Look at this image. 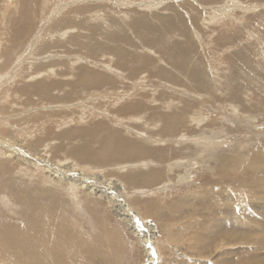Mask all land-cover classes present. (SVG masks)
<instances>
[{
  "label": "bare ground",
  "instance_id": "6f19581e",
  "mask_svg": "<svg viewBox=\"0 0 264 264\" xmlns=\"http://www.w3.org/2000/svg\"><path fill=\"white\" fill-rule=\"evenodd\" d=\"M163 1L165 0H162V2ZM72 2L73 0L70 1V3ZM58 3L60 4V1H58ZM78 3H82V2L78 1ZM83 4L84 3H82V5ZM122 4L123 2L121 3V5ZM149 4L147 6H149ZM16 6L14 7L17 8L18 6L17 7ZM37 6H38V0H27L26 5L21 7L22 13L17 15L19 17H17V19L15 18L14 20L9 21L7 26H9V24L10 25L12 24L11 27L15 29L16 28L20 29L19 27H21V29L18 30V32L15 31V33H13L15 34V36H13L14 43L18 42L17 39L18 34L22 36H25L28 33L32 34V31L36 26L35 24H37L38 22L37 19L38 15L35 12ZM138 6H136V8ZM10 7L12 9L13 5ZM102 7L105 8L104 6ZM58 8L60 9L61 7L59 6ZM138 8L140 9V7ZM146 8L147 7H145V9ZM184 8L180 7V9H178L179 11H181L182 15H183L182 9ZM5 9H6L5 12L11 10V9L7 10V8ZM128 9H132V8H128ZM91 10L93 11L92 8ZM99 10H101V7ZM135 10L136 12H140V10L137 9ZM70 12L71 13L64 14V17L70 22L64 21L63 23H61V26L57 24L56 26H54V29L56 31L57 30L59 31V29L60 30L70 29V30H74L75 32L77 31V33L75 34L72 31L71 32L67 31L66 33L63 32L61 37L59 36V40H54V42L56 41L55 43L53 42L51 43V41L53 40L49 39L51 38L49 36L48 39L49 41L51 40L50 41L51 44L49 45V47L56 50L57 48H59L62 51L65 50L67 45L66 43H68L67 45L68 48H70L71 52L74 53L75 52L83 53L85 50H87V53H85V55L93 56L92 53L96 49L104 48V49H109L111 52L115 53L118 57L124 56V51L122 50V48L119 45H116V43H119L122 40L121 35L109 34L108 31H106V29L111 28V26L118 28L121 27L120 24L115 22L116 18L114 17L108 18L106 16H105L106 18L100 17L101 21L111 22V25L107 26L105 24L106 28H104L103 23H97L96 20L98 19H94L93 17H91L93 13L90 14L91 11L89 10V8H82L78 10L75 7V9L72 11L70 10ZM243 12H245V10ZM11 13L14 15L15 12L13 13L12 11ZM52 13L56 14L57 12L53 11ZM147 13L149 12L147 11L146 14ZM176 13L171 15L169 14L170 15L169 17L168 15L167 17H163L164 21L169 22V20L179 18L180 15L176 16ZM57 14L59 15L60 13ZM6 15L8 16L7 13ZM145 16L146 15L143 14L142 16L139 15V17L137 18L134 17L132 18L133 20L132 22L138 28L149 27L150 24L146 22V18H144ZM54 18L55 17H53V19ZM5 20H6L5 24H7V17ZM218 20L219 19H217V22ZM51 23L52 22H50V24ZM2 27L4 26L2 25ZM231 29H233V27ZM6 31L3 32L7 33ZM56 31H54V34ZM39 33L41 34L44 32L40 31ZM46 33L48 34V32ZM38 35L36 37H38ZM40 37L39 40L42 39V34ZM33 38H35V36ZM99 39H101V41ZM225 39L228 40L226 37ZM63 41L66 42L64 43ZM99 41L100 43H97ZM33 42L34 41H32V43ZM32 43L29 44L33 45ZM94 44H96L95 47ZM112 44H114V47L112 46V48H109ZM34 46L32 47L35 49ZM49 47L46 49L47 51L50 50ZM7 49L8 47L6 48V50H3L2 51L3 53H1L0 55L4 56V53H6ZM24 50L22 48V51ZM36 52H38V50H36ZM51 52L53 53V50ZM13 53L15 54V52ZM44 53L45 52H43V54ZM47 55H50V53ZM23 56H26V54ZM67 57L69 58L70 56ZM3 58H0V60H2ZM80 58L82 59V57ZM77 61L79 62V60ZM28 62L29 61H26V63ZM87 62L89 63V61ZM148 63H150L149 59L143 61L144 65ZM14 65H18V63ZM42 66L43 65L41 66L36 65L33 66L32 69L33 71L39 72V75H42L40 74V72H43L41 70L43 68ZM2 67L5 68L3 65ZM51 67L52 66L50 65V68ZM59 68L57 70H60ZM95 68L97 69L98 67L95 66ZM15 70L16 69H14L13 72H15ZM45 73L48 74L49 71ZM35 74L37 75V73ZM6 75L4 77L5 79L0 78V93L4 91L3 94L4 93L6 94H4L3 96L5 98H8V100H4L3 98V103L0 104V264H187L192 259L196 260L199 258H203L207 255L215 254L216 252L219 255L225 254L232 258L231 261H228V259L225 258L222 264H264V218H262L260 215L261 213L264 212V139H261L262 137H260L261 140L257 141L258 136H256L257 142L254 143L255 142L254 139H253L254 142L252 141V143L254 144H252L251 142L248 143L242 142V144H240L241 141H237L238 147H236L237 145L235 144V142H231L232 144H229L231 149L228 153H226L227 152L226 151L225 154L223 151H218L221 150L219 148H221L220 146L223 143L222 141L217 140L218 137L215 140V138L213 139L209 135L205 136L203 133L197 137L195 136L196 138H191L189 140V141H191L192 139L195 140L194 143L195 149H193V152L195 151L199 153L201 152L202 155L191 157L190 160H188V162H185V164L182 162L175 163L173 159H176V157H178V154L182 151L181 150L178 151V148H176L177 150H175L174 148L176 146H179L180 143L183 144L182 143L183 141L178 143L177 142L178 140L176 141V139L181 137L180 135H178V131L180 129L181 130L183 129L181 128L183 124H186L184 122L187 121L186 119L188 118L187 113L189 107L188 105H184V103L177 107H173V105L165 106L166 110L164 109V107L163 110H159L160 107L155 108L154 106H152L149 108H145V112L143 113V115L137 116L139 117V120L135 122L137 124L142 123L145 125H147V123L149 122L147 127L149 128V126H152V128L149 129V135L145 134L144 131L142 130H140L139 132L134 131V133L135 135L144 134V136H146L147 138L141 136L142 138L141 141L143 142L153 141L150 144H153L154 142H158V143L160 142L155 139H161V140L164 139L165 140L164 142L166 143H170V144L173 143L171 145H167V149H165L163 153L160 152L154 154L153 156H150L147 154V150L144 143L137 141L130 142L129 140L123 139L119 133H110L105 137H103L98 150L92 151L91 147L86 145H79L74 149V155L77 158L85 159L90 157L92 160L96 161L93 162L95 163V165L102 164L101 166H91L88 164L83 165L79 163L77 160H75V158L74 159L65 158L63 160H57L56 157L57 153L60 150L64 149L63 145H58L55 147L50 146L49 150L47 151L42 148L46 144L45 140H47V142L53 140L50 138V136L57 137V135L54 133L53 126L57 125L56 113H60L61 111L52 112V113L50 112L47 113L44 111L39 112V114L34 117L35 122L39 123L38 125L29 124L30 118L33 115H24V117L22 115H19V117L21 116V118L20 119L16 118V119L17 120L19 119V127L22 129V131H18V132H8L9 125L7 122L11 121L13 116H11L12 117L11 119L9 117L8 119L5 116L7 115L6 112H8V107H9V106L7 107L6 105L9 104L10 102L14 104L13 106L10 107V109L11 110L17 109L18 111L19 108L18 107L16 108V105H18V103L19 105H21L22 104L21 102L27 104L30 101L31 97H38L39 99L37 100H42L43 103L45 101L52 100L53 97H51L50 91L53 89L54 85L47 84L45 82H38L37 84L35 83L29 86H19L18 85L19 83L15 82V80L18 77L14 78L15 77L14 74L13 75L10 74L11 78H8L9 75L8 74ZM64 75L65 73L62 76L60 75L59 77L63 78ZM242 75L243 74H241V76ZM2 76L0 75V77ZM65 77L67 78V75H65ZM70 77L71 79L74 77L75 79L77 78L80 84L86 86L87 85L99 86L106 80L104 75L90 72L85 67L83 68L80 67V72L77 75L75 73L74 74L71 73ZM13 78L14 80H12ZM232 79H234L233 76ZM197 83L200 88H203L199 82ZM58 84L64 85V83H58ZM5 86H7V88ZM12 87H14V90H8L11 89ZM30 87L33 88V91L30 90ZM212 89L213 88L210 86V84H208L205 88V90L208 92L213 91ZM74 93L75 91L72 92V94ZM72 94L66 95L65 98H70ZM84 94L86 93L84 92ZM81 95L82 93L78 89L77 95L73 99ZM169 95L163 94L160 95L161 97L158 98L162 100V98H167L169 97ZM143 96L147 98L148 95H143ZM234 101L235 103H237V101L239 100H237V98H234ZM144 102H147V100H142L139 103L138 107L144 108V104H145ZM200 103L201 102H199V106ZM35 104H37V102ZM222 104H224V102ZM252 105L254 106V103ZM65 106H67L66 110L61 109L63 111L62 116H67L68 118L75 115V113L78 110L82 111L83 114L90 113L89 111L94 110L92 107L85 106L84 101L67 104ZM235 106L236 105L230 106L229 109L230 116L229 114L228 116L226 115L222 116V120L225 123H228V125L229 124L235 125V128H240V125L243 122V124H245L244 129H250L253 125L252 122L255 123L256 116L252 115L251 113H249V115H245L244 113H242L241 109H238ZM242 110L245 111L244 109ZM263 115L264 113L262 114V116ZM197 116H195L194 114L192 115L190 114L189 116L191 119L190 120L191 124L194 123L196 126L198 122L201 121L202 118ZM81 119H83V117H81ZM40 120L43 121L41 124L48 125L50 127L46 129L44 126L40 124L39 122ZM227 128L229 127H226V130H228ZM232 128H234V126ZM34 129H36V131L39 132L41 131L44 132L40 134H36L33 137L32 135ZM242 129H243V125H242ZM186 130L183 129V131ZM71 134H73L72 136L73 138L79 136L75 134V131L69 132V135ZM222 136L225 137L227 135H225L224 133V135ZM182 137H184V135H182ZM247 139L248 137L246 138V140ZM228 142L229 141H226V143ZM259 142L261 144V148H258L257 144ZM160 144L161 143H159V145ZM168 146L170 147L168 148ZM172 146L175 147L173 148ZM183 147L184 145L182 146V149H184V152H182V154L185 157L187 152L192 150H189L191 148V147L189 148V146L186 148ZM52 150H53V154L49 156ZM176 151H178V153ZM146 159L148 161L151 159L153 160L155 159L159 163H164L166 162L167 159L171 161L170 162L168 161L169 164L167 166L158 165V167L156 166L157 168H152L150 170H148L149 168L146 169L149 171L148 173L143 172L146 171L145 169H134L126 177H121L125 182L128 181V183L131 182V184H134L135 188L138 190L134 189L132 191H129L121 181L116 180L114 178V173L116 172V170L118 171L123 169L125 170L131 166H137V164L138 165L141 164L142 166H147L148 164L144 162ZM179 159L180 158H178V160ZM180 160L183 161V159ZM115 161H120L124 163H118L115 169H108L105 167V166H109L111 163ZM211 161H213V164L214 163L216 164H214V166L210 165V163H212ZM172 162L175 164H171ZM201 163L206 164V167H208L207 172H209L211 175L207 178L206 181L205 179H203L207 184H209V186L201 187L197 189L195 188L194 190H191L188 200H187V196H181L180 198H176V205H173L171 208L163 209L155 200V198L151 201L145 202L144 207L153 217V222H152L153 224H147L146 223L147 218H143L140 215V213L135 212L131 204L128 203V200L130 198L135 197L136 195H138V193L141 192L139 188H148L145 189L147 191L144 192L145 194H147V197L157 196L158 191H156L157 188L155 189L154 187L163 184V179H166L165 178L167 175L166 173L167 172L169 173V171L173 173L174 169L180 171L181 173H184L182 175V178L177 180H181L182 182H184L183 180L190 181L187 180V178L193 176L192 173L196 174L198 172L197 169L199 168L196 169L195 167L196 166L198 167L199 165L201 166ZM205 175L207 176V174ZM143 185L147 187H143ZM191 186L190 188L192 189ZM169 187H166L165 192H169L168 191L170 189ZM159 188L161 189V187ZM160 189L158 190L161 191V193H164L163 190ZM109 211L113 212V217L108 216ZM120 224H122L126 229L122 227ZM174 229H176L177 231H175ZM161 235L163 240L160 237ZM129 237L134 238V243H132L131 240H129ZM164 242L165 244L161 245V243ZM137 251L141 252V255H143L141 259L137 257L136 254ZM179 255H181L182 257H180ZM188 257H191L192 259H189Z\"/></svg>",
  "mask_w": 264,
  "mask_h": 264
},
{
  "label": "rangeland",
  "instance_id": "374dc122",
  "mask_svg": "<svg viewBox=\"0 0 264 264\" xmlns=\"http://www.w3.org/2000/svg\"><path fill=\"white\" fill-rule=\"evenodd\" d=\"M48 1H51V2H48ZM58 1H60V4L58 3ZM70 1L72 0H63V1L61 0H38V6L35 11L36 14L38 15L37 16L38 22L37 24H35L36 26L33 29L32 34L28 33L25 36L18 34L17 35L18 42L14 43L13 36H15V34L13 33H15V31L18 32V30H20L21 27H19L20 29L18 28L15 29L11 27L12 24L11 25L9 24V26L7 25L10 20L12 21L15 18L17 19V17H19L17 15L22 13L21 7L26 5L27 0H0V24H1L0 25V36H1L0 37L1 38L0 39V42H1L0 43V47H1L0 54L3 53L2 51L6 50V48L8 47L6 51L7 54L4 53V56L5 57L7 56V57L5 58L4 56L0 55V58L4 57L2 60H0V71H1L0 75L1 76L3 75L0 78H4L6 74L9 75L8 78H11L10 76L14 74L15 76L14 78H17V77L19 78V79L18 78L16 79L17 81L15 80V82L19 83L18 84L19 86H29L35 83L37 84L38 82H45L47 84L54 85L53 89L50 91V95L51 97H53L52 100L45 101L43 103L42 100H37L39 99L38 97H31L30 101L27 104H24L23 102H21L22 104L19 105V103L17 102L18 105H16V108L17 107L19 108L18 111L17 109L15 110L10 109V107L14 105L12 104V102H10L9 104L6 105L7 107L8 106L9 107H8V112H6L7 115L5 116L7 118L9 117L10 119L12 118L11 116H13L14 119L16 118L20 119L21 116L19 117V115H22L23 117L24 115H33L30 118L29 124L38 125L39 123L35 122L34 117L38 115L39 112L44 111L47 113L48 112L52 113V112L61 111L60 113H56L57 125L53 126L54 133L57 135V137L50 136V138L53 140L49 142L45 140L46 144L42 148L47 151L49 150L50 146L55 147L58 145H63L64 149L60 150L57 153V156H56L57 160H63L65 158H73V159L75 158V160H77L79 163L83 165L88 164L91 166H101L102 164L95 165V163L93 162H96V161L92 160L90 157L85 158V159L77 158L74 155V149L79 145H86V146L91 147L92 151L98 150L103 137H105L106 135L110 133H119L123 139L129 140L130 142L137 141V142L144 143L146 150H147V154L150 156H153L154 154H157L160 152L163 153L164 150L167 149V145H171L173 143L171 144L166 143L164 142L165 141L164 139L162 140L155 139V140L160 141L159 143L161 144L159 145L158 142H154L156 145L154 143L150 144L153 141L151 142L141 141L142 139L141 136L146 137L144 136V134L135 135L134 133V131L139 132L140 130H142L144 131L145 134L149 135V129L152 128V126H149V128L147 127L149 122L147 123V125L142 124V123L137 124L135 122L139 120V117L137 116L143 115V113L145 112V108H149L152 106H154L155 108H158V107L162 108V109L159 108V110H163V107H164V109L166 110L165 106L173 105V107H177L184 103V105H188L189 107L188 113H187L188 118L186 119L187 121L184 122L186 124H183L181 127L184 130L187 129L186 130L187 132L183 131V129L182 130L180 129L178 131V135H180L181 137L176 139V141L178 140L177 141L178 143L183 141L182 142L183 144L180 143L179 146H176V147L174 146L175 148L173 146L172 147L175 150H177L176 148H178V151L181 150L182 152H184V149H182V146L184 145L185 148L188 146L189 148L191 147L189 150H192V151H188L185 157L183 156L182 152H180L178 154V157H176V159H173L175 163L182 162L185 164V162H188V160H190L191 157L202 155L201 152L200 153L196 151L193 152V149H195V146H194L195 140L194 139H192L191 141L189 140L191 138H196L197 136L203 133L205 136L209 135L213 139L215 138V140L217 137L219 138L221 136L219 139L217 138V140L222 141L223 146L221 144L220 146L221 148H219L221 150H218V151H223L224 153L226 151H227L226 153L230 151L231 147L229 144H232L231 142H235V144L237 145L235 146L238 147L237 141H241L240 144H242V142L252 143L254 139L255 142L254 141L253 142L256 143L257 141L264 139V131H263L264 130L263 129L264 128V122H263L264 115L262 116V114L264 113L263 112V109H264V0H171V1L165 0L163 2L162 0H150V1L145 0V2L144 0L143 1L142 0H136V1L134 0H131V1L130 0H123V1L122 0H105V1L104 0H101V1L100 0H95V1L94 0H91V1L90 0H81V1L73 0L72 3H70ZM78 1L84 4L82 5V3H78ZM126 1H127V4H126ZM95 2L96 3L98 2V3L96 4ZM99 2L100 3L103 2L104 4L102 3L103 4L102 5ZM122 2L123 4L121 5ZM155 3L158 5H156ZM137 4L138 5L140 4V5L138 6ZM148 4L149 6H147ZM151 4L152 5L155 4V5L152 6ZM12 5H13V8L11 9L10 6ZM14 6H16L17 8H15ZM59 6L62 9L61 8L59 9L58 8ZM71 6H72V9H71ZM102 6H104L105 8H103ZM133 6L135 7V9L140 10V12H136ZM136 6L140 7V9L138 7L136 8ZM179 6L181 8L186 7L182 9L183 15L181 11L178 10L180 9ZM75 7L78 10L82 8H89V10L91 11L90 14L93 13L91 17H93L94 19H98L96 20L97 23H103L104 28H106L105 24L108 26V25H111V22L101 21V18H104L105 16L108 18H111V17L116 18L115 22L120 24L121 27L118 28V27L111 26V28L106 29V31H108L109 34L121 35L122 40L119 43H116V45H119L124 51L123 57H118L115 53L111 52L109 49H104V48L96 49L92 53L93 56L85 55V53H87V50H85L83 53H76V52L74 53V52H71L70 48H68L67 46L68 43H66L67 44L65 48L66 51L65 50L61 51V49L59 48H57L56 50V49H52L51 47H49V45L52 42L53 43L56 42V41L54 42V40H59V36L61 37L63 32L66 33L67 31L68 32L72 31L75 34L77 33V31L75 32L74 30H70V29H66V30L59 29V31L58 30L56 31L54 29V26H56L57 24L61 26V23H63L64 21L70 22L64 17V14L71 13L70 10L71 11L74 10ZM90 7L93 9V11L91 10ZM100 7H101V10H99ZM145 7L147 8L145 9ZM5 8H7V10L8 9H11V10H8L7 12H5L6 10ZM128 8H132V9H128ZM143 10H146V11H143ZM244 10L245 12H243ZM12 11L13 13L14 12L15 13L17 12V13L16 14L14 13L13 15L11 13ZM53 11L60 13V14L59 15L57 13L54 14L52 13ZM99 11L101 14L99 13ZM105 11H108V12H105ZM147 11L149 13L146 14ZM61 12H64V13H61ZM6 13L8 14V16L6 15ZM175 13H176V16L180 15V17L175 18L173 20H169V22L164 21L163 17H167V15L169 17L171 14H175ZM220 13L221 14L223 13V14L221 15ZM2 14L6 16H3ZM143 14L146 15L144 18H146V22L149 23L150 26L146 28H138L132 22L133 21L132 18L134 17L137 18L139 17V15L142 16ZM6 17H7V24H5ZM53 17H55L54 18L55 20L53 19ZM217 19H219L218 22H217ZM50 22L52 23L50 24ZM47 23L50 25H48ZM2 25L5 28L2 27ZM232 27L233 29H231ZM3 31L4 32L6 31L7 33H4ZM38 31L44 32V33H41L42 34L41 40H39L41 38L40 37L41 34ZM54 31L58 33L55 32L54 34ZM46 32H48V34ZM37 35L38 37H36ZM34 36L35 38H33ZM49 36L51 38H49ZM225 37L229 41L226 40ZM260 37L262 38V40ZM48 38L53 41L50 40L51 41L50 43ZM99 40L101 41V39ZM32 41L34 42L32 43ZM100 41L97 43H100ZM63 42L65 43L66 41H63ZM29 43L30 44L32 43L33 45H30ZM32 46H34L35 49ZM95 46L96 44H94V47ZM112 46L114 47V44H112L109 48H112ZM48 47L50 50L47 51L46 49ZM22 48L23 50L24 49L25 50L22 51ZM14 50H16L17 52ZM27 50L30 52H28ZM36 50H38V52H36ZM52 50H53V53L51 52ZM13 52H15V54L17 55H15ZM43 52L45 53L43 54ZM20 53H23V54H20ZM49 53L50 55H47ZM25 54L26 56H23ZM45 55L48 57H46ZM38 56L39 57L41 56L42 58L41 57L39 58ZM67 56H70V57L68 58ZM80 57H82V59ZM145 59L146 60L149 59L150 63L144 65L143 61H146ZM77 60H79V62ZM16 61L18 65H14V64H17ZM26 61H29L30 63L28 62L29 63L28 64L26 63ZM87 61H89V63ZM81 62H84V63H81ZM35 64L39 66L43 65L42 66L43 68L41 69L43 72H40V74L42 75L45 74L46 77L45 75L44 76L39 75V72L37 71H33L32 67L36 66ZM2 65L5 68H3ZM50 65L52 66L51 68H50ZM17 66H19L20 68ZM95 66H97L98 68L96 69ZM80 67L81 68L85 67L90 72H94L95 74H100V75L102 74L104 75L106 80L99 86L97 85H93V86L87 85L86 86V85L80 84L77 78L75 79L74 77L71 79L72 76L70 77L71 73L73 74L75 73L77 75L80 72ZM17 68L18 69L22 68L23 70L22 69L18 70ZM58 68L60 70H57ZM110 68L113 70V72ZM14 69H16L15 72H13ZM47 71H49L48 73L49 75L45 73ZM35 73H37V75ZM64 73L65 75H67V78L64 75L63 77L64 79L62 77L61 79L59 76L60 75L62 76ZM241 74H243L244 76L243 75L241 76ZM119 75H122V76H119ZM232 76L234 77V79H232ZM14 78L12 80H14ZM142 82H145V83H142ZM197 82H199L203 88H200ZM58 83H64V85H60ZM208 84H210V86L213 88L212 89L213 91L208 92L205 90ZM5 87L7 88V86ZM241 87H244V88H241ZM78 89L81 91L82 95L77 96V98L73 99L74 97H76ZM8 90H14V87ZM30 90L33 91V88L30 87ZM74 91L75 93L72 94V92ZM3 92L4 91L0 93V97H1L0 104L3 103V98L4 100H8V98H5L3 96L4 94H6V93L3 94ZM84 92L86 94H84ZM162 92L165 95L170 94L169 97L162 98V100L158 98V97H161L160 95H163ZM68 94H72V96L70 98H65L66 95ZM143 95H148V96L147 98H145ZM234 98H237V100L239 101L235 103ZM66 100H69V101H66ZM142 100H147V102H144L145 103L144 108H139L138 105ZM213 100L217 103H215ZM80 101H84L85 106L92 107L95 111L94 110L89 111L91 114L90 113L83 114L82 111L78 110L75 113V115H73L72 117L68 118L67 116H62V112H63L62 110L67 109V106L65 105L71 104V103H78ZM36 102L37 104H35ZM199 102H201L200 106H199ZM221 102L222 103L224 102V104H222ZM253 103H254V106L252 105ZM61 105H64V106H61ZM231 105L232 106L236 105L235 107H237L238 109H241L242 113H244L245 115H249V113H251L252 115L256 116L255 123L252 122L253 125L250 129H244L245 124H243V122L241 123L240 128H235V125L233 124L228 125V123H225L222 120V116H225V115L228 116V114L230 116L229 109ZM206 106L210 109H208ZM242 109H244L245 111H243ZM190 114L191 115L194 114L197 117H202L201 121L198 122L199 125L197 124L196 126L194 123L191 124L190 122L191 119L189 117ZM81 117H83V119H81ZM13 118L11 119V121L7 122L9 125L8 132L22 131V129L19 127V119L14 120ZM42 120L39 121L40 124L43 122ZM254 124H257V125H254ZM41 125L44 126L46 129L50 127L44 124H41ZM242 125H243V129H242ZM233 126L234 128H232ZM199 127L201 128V130ZM226 127H229L227 128L228 130H226ZM250 130H253V131H250ZM74 131L76 135H79L76 138L72 137L73 134L69 135V132H74ZM43 132L44 131L39 132V131H36V129H34L32 136L34 137L36 134H40ZM222 132H224L225 135L227 136L223 137L222 135H224V133ZM253 132L255 135L253 134ZM182 135H184V137H182ZM256 136H258V138ZM247 137L248 139L246 140ZM249 137L251 138V140ZM260 137L262 138L260 139ZM136 138H139V139H136ZM222 138L224 141L222 140ZM256 138H257V141H256ZM226 141H229V142L226 143ZM186 142H187V145L188 144L190 145L187 146ZM259 144L260 142L257 144L258 148H261V144H260V147H259ZM169 147L170 146H168V148ZM262 147H263V144H262ZM178 151L176 152L178 153ZM51 154H53V150L51 151L49 156ZM178 158L183 159V161H181L180 159L178 160ZM168 161L169 160L167 159L166 162L159 163L155 159L154 160L151 159L149 161L146 159L144 162L148 164L147 166H142L141 164L139 165L137 164V166H131L125 170L124 169L119 170V171L116 170V172L114 173V178L116 180L121 181L127 187L129 191H132L136 189L134 184H131V182L128 183V181L125 182L121 177H126L134 169H145L146 170L149 168L148 170H150L152 168H157L158 165L167 166L169 164ZM211 162L212 163H210V165L214 166V164H216V163L213 164V161ZM118 163H124V162L115 161L111 163L109 166H105V167L108 169H115ZM175 163L172 162L171 164H175ZM195 168L196 169L199 168L197 169L198 172L196 174L192 173L193 176L195 175L194 176L195 179L193 176H190L187 178V180H190V181L183 180L184 182H182L181 180H177V179H181L184 173H181L180 171L174 169L173 173H171L170 171H169L170 174L168 172L166 173L167 174L165 177L166 179H163L164 185L161 184L160 186L157 185L158 187L157 186L154 187L155 189L157 188L156 189V191H158L157 196L147 197V194H145L144 192H146L147 190L145 189H148V188H139L141 192L138 193V195H136L135 197L130 198L128 200V203L131 204L135 212L140 213V215L143 218H147V221H146L147 224H153L152 223L153 217L148 212V210L145 209L144 207L145 202L151 201L155 198V200L158 202V204L163 209L171 208L173 205H176V198H180L181 196H187V200H188L191 190H194L195 188L197 189V188L209 186V184H207L205 181L211 175L209 172H207L208 167H206V164L201 163V166L199 165L198 167L196 166ZM148 170L143 171V172L148 173L149 172ZM205 174H207V176ZM203 179H205V181ZM179 181L182 185L179 183ZM189 185L190 186L193 185L191 186L192 189L190 188ZM165 186L166 187L170 186L169 187L170 189L168 190L169 192H165L166 191ZM143 187H147V186L143 185ZM159 187H161V189ZM158 189L163 190L164 193H161V191H159ZM109 214L108 216L113 217L112 211H109ZM260 215L262 218H264V212L261 213ZM120 225L124 227L122 224ZM174 230L177 231L176 229ZM160 237L162 238V235ZM129 240H131V242L134 243V238L129 237ZM164 244L165 242L161 243V245H164ZM136 254L139 259H141V257L143 256L141 255V252H138V251L136 252ZM179 256L182 257L181 255ZM188 258L192 259L191 257H188ZM225 258H227L228 261L232 260L230 256H227L225 254L219 255L216 252L215 254L207 255L203 258H199L196 260L192 259L187 264H222Z\"/></svg>",
  "mask_w": 264,
  "mask_h": 264
}]
</instances>
